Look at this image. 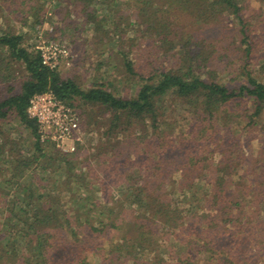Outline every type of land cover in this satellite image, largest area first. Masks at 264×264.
Segmentation results:
<instances>
[{
  "label": "trees",
  "instance_id": "trees-1",
  "mask_svg": "<svg viewBox=\"0 0 264 264\" xmlns=\"http://www.w3.org/2000/svg\"><path fill=\"white\" fill-rule=\"evenodd\" d=\"M256 2L0 0V20L21 27L43 24L53 5L60 36L100 33L114 58L98 72L115 82L64 78L21 31L0 28L1 78L13 80L14 65L25 71L0 82V137L13 119L31 137L29 150L0 140V264H263L264 80L247 66L257 57L244 15ZM234 19L233 47L223 45ZM241 47L245 78L232 82L222 56ZM46 90L76 109L82 128L96 116L77 99L108 114L92 162L74 164L81 142L44 152L54 147L26 108Z\"/></svg>",
  "mask_w": 264,
  "mask_h": 264
},
{
  "label": "rangeland",
  "instance_id": "rangeland-1",
  "mask_svg": "<svg viewBox=\"0 0 264 264\" xmlns=\"http://www.w3.org/2000/svg\"><path fill=\"white\" fill-rule=\"evenodd\" d=\"M252 7L257 9H248L244 11V15L248 19V27L250 30H252V35L255 39V57H257V59L254 61L251 59L247 66L250 70L253 71V74L255 76H258V78L264 80V20H260L259 24L256 23L257 20L260 19L258 14L260 12H264V0H257V2L254 3ZM54 10V6L50 5L48 8L49 12L46 14V19L44 20L43 24L37 25L33 28L24 26L21 27L12 15L5 14L1 18L2 20H0V28H16L14 31H21L24 35L23 43L25 46H28V49L30 50H36V46L43 45L44 43H47L49 41H59L61 44L66 46L70 50V56L62 59L56 67V70L64 78L73 77L82 86H85L96 80L106 81L107 78L108 83H113L114 77L112 76V73L108 77L104 78L101 77L98 72V62L101 63L109 61L110 58L111 60H113L114 54H108V52H112L113 49L106 46L102 47L100 43V37L98 36V34L100 33L95 32V34L91 35L90 29L83 30L82 33L75 34L74 29L72 28L70 29V31H65V34L60 36L59 30L56 29V27L59 26L60 22L57 21L58 18L56 20V17L54 16ZM236 24H238L237 19H234L233 21L229 20L230 30L226 27L222 29V36L224 38L223 45H229L233 47L232 42L236 37V31L238 30L239 25L238 24L236 27ZM242 51L243 47L239 48L237 56H232L230 52H225V54H223V64L227 65L226 68L228 70L227 73L225 72L226 69H224V72H222V74H225L223 76L225 79L231 80L232 82H240L245 78V76L241 74V66L243 65ZM250 57L252 56L250 55ZM101 65V70L105 71V64ZM13 69H15L16 72H12L14 78L11 79L13 80H4L0 76V82H6L4 83L3 87H6L9 83L14 85L23 76H25V71L20 65H14ZM118 80H121L119 76ZM122 80L124 81V79ZM123 84L124 83H121L120 88L121 86H123ZM76 102V105L79 106L80 110L83 109L87 112L93 111L95 112L94 114L96 116L95 123L83 126L81 143L84 145L85 149L78 155L73 156L75 165H83L87 162H92V156L97 152V148L101 145V143L106 142V138L102 131L106 128V117L108 116V114H105L106 112H100L98 108H92L91 105H83V103H81L79 99H77ZM167 102L171 104L170 99H168ZM4 123L5 124H2L1 128L0 140L4 137H7L8 140L15 139V137H17L20 139L21 147L29 150L30 148L28 147L29 143L31 142L29 132L27 130L21 131L16 119ZM19 132H21L22 136L19 134ZM256 142L257 140L253 141V143L251 142L250 148H252L253 145H256ZM46 144L47 143H44V145ZM44 152H46L47 155H54L56 157L58 156V154L54 153L57 152L55 148L49 149L45 147ZM91 166L95 167L94 169H96V163L94 161ZM79 169L80 167L76 168V170ZM238 169H240V167H238ZM89 179L91 178L89 177L88 180ZM118 194L116 196H118ZM260 253L263 254V257L260 256L259 260L264 264V252L262 251V249L260 250Z\"/></svg>",
  "mask_w": 264,
  "mask_h": 264
},
{
  "label": "built area",
  "instance_id": "built-area-1",
  "mask_svg": "<svg viewBox=\"0 0 264 264\" xmlns=\"http://www.w3.org/2000/svg\"><path fill=\"white\" fill-rule=\"evenodd\" d=\"M36 47L42 63L53 70H56L62 59L70 56V50L59 41H49ZM26 112L36 122L39 140L51 144L57 151L64 154L74 152L82 141L83 128L79 113L53 91L33 93Z\"/></svg>",
  "mask_w": 264,
  "mask_h": 264
}]
</instances>
